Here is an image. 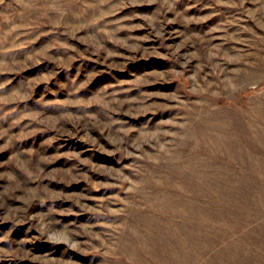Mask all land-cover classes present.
<instances>
[{
  "label": "rangeland",
  "instance_id": "obj_1",
  "mask_svg": "<svg viewBox=\"0 0 264 264\" xmlns=\"http://www.w3.org/2000/svg\"><path fill=\"white\" fill-rule=\"evenodd\" d=\"M0 264H264V0H0Z\"/></svg>",
  "mask_w": 264,
  "mask_h": 264
}]
</instances>
